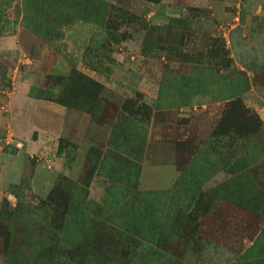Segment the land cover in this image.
<instances>
[{
  "label": "rangeland",
  "instance_id": "rangeland-1",
  "mask_svg": "<svg viewBox=\"0 0 264 264\" xmlns=\"http://www.w3.org/2000/svg\"><path fill=\"white\" fill-rule=\"evenodd\" d=\"M8 2L0 264H264V0Z\"/></svg>",
  "mask_w": 264,
  "mask_h": 264
},
{
  "label": "trees",
  "instance_id": "trees-1",
  "mask_svg": "<svg viewBox=\"0 0 264 264\" xmlns=\"http://www.w3.org/2000/svg\"><path fill=\"white\" fill-rule=\"evenodd\" d=\"M1 1V4L0 5H4V6H6V5H8L9 4V2H8V0H0ZM33 1L34 0H25V7L27 8V12H28V14H30V13H33V11H34V7H35V3H34V7L32 6V4H33ZM37 1V0H36ZM8 2V3H7ZM93 2H94V0H93ZM84 9L85 10H90V12H91V15H89V17L91 18V16L94 14V13H98L99 14V11H97V8L93 5V7H91V4H85V7H84ZM35 12V11H34ZM93 13V14H92ZM93 17V16H92ZM143 217V216H142ZM141 217V218H142Z\"/></svg>",
  "mask_w": 264,
  "mask_h": 264
}]
</instances>
